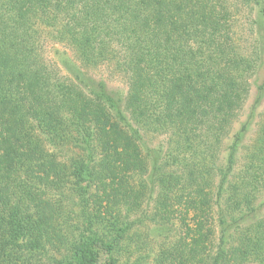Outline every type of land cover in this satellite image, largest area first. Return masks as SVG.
<instances>
[{
	"label": "trees",
	"instance_id": "1",
	"mask_svg": "<svg viewBox=\"0 0 264 264\" xmlns=\"http://www.w3.org/2000/svg\"><path fill=\"white\" fill-rule=\"evenodd\" d=\"M233 21V11L221 0H0V264H44L38 258L44 241L49 259L51 245L60 248L62 257L52 264H69L65 233L55 222L62 210L55 211L51 197L69 168L54 158L51 144L55 136L64 148L68 140L77 143L88 123L111 138L118 128L103 101L87 96L48 59L46 39L70 45L86 66H107L126 78L124 105L133 122L168 132L177 145L170 154L183 173L155 167V210L163 220L181 219L184 234L156 264H264L262 203L230 222L222 220L225 233L251 217L236 242L222 238L208 258L213 215L207 175L215 144L246 100L250 73L263 54L259 46L245 52ZM263 93L264 79L248 121L230 145L222 181L233 170L241 133ZM78 122L77 137L70 126ZM254 148L243 201L264 185V116ZM125 154L115 175L128 177L137 166V154ZM70 169L85 178L94 164L78 155ZM119 189L125 191L123 183ZM111 208L101 207L102 214Z\"/></svg>",
	"mask_w": 264,
	"mask_h": 264
},
{
	"label": "rangeland",
	"instance_id": "2",
	"mask_svg": "<svg viewBox=\"0 0 264 264\" xmlns=\"http://www.w3.org/2000/svg\"><path fill=\"white\" fill-rule=\"evenodd\" d=\"M221 1L229 5L230 12L233 11L232 31L237 32L236 36L240 37L239 44L245 48V52H251V49L259 46L263 54L256 70L250 73L246 100L228 125L219 144H215L213 168L207 175L213 215L208 258L216 253L222 238L228 240L229 244L236 242L239 232L250 222L251 217H248V221L244 219L240 222L239 229L232 225L225 233L222 228L227 223H222V220L230 222L232 216L239 217L249 206L255 207L261 203L263 207H260L258 217L264 215V185L255 184V193L247 196L249 201H243L247 194L245 185L251 172L250 156L255 149L259 124L264 116V93L252 119L249 120L247 130L241 133L231 174L222 181L221 172L227 166L230 145L242 124L250 117L258 95V84L264 79V2L257 5L253 0ZM46 40L48 59L56 64L64 76L73 79L76 86L82 88L87 96L103 101L110 121L118 123L113 138L108 136L107 131L101 133L88 123L82 127L84 139H78L77 143L75 140H68L64 148L62 141L55 136L54 144H51L52 155L58 162L67 163L69 171L78 155H83L86 163L94 164L92 175L83 178L75 175L72 170V173L68 171L64 183L59 182L51 191L55 211L58 212L60 207L62 210L61 214L56 213L55 222L65 233L68 263L156 264L158 256L171 250L184 234L181 219L163 220L155 210L159 181V170L156 173L155 167L160 165L164 172L183 173L182 164L170 154L177 149V145L170 141L171 135L168 132L147 130L133 122L124 105L128 90L126 78L107 66H86L70 45ZM105 124L102 121L100 125L106 128ZM79 125L80 122L70 126L73 136H77ZM115 135L123 136L127 140H116ZM124 153L126 156L137 154L135 158L139 160L132 172L127 174L128 177L115 175L121 169ZM111 159L114 166L109 170ZM110 172H113L112 179H109ZM122 183L125 191L119 189ZM113 187L116 192L114 190L109 193ZM235 188H238V203L232 198ZM117 192L125 193V198L117 195ZM101 207L111 209L102 214ZM47 244L44 241V250L48 247ZM58 248L51 245L52 259L47 257L44 250L41 252L43 255L38 258L44 264H52L54 260L62 257Z\"/></svg>",
	"mask_w": 264,
	"mask_h": 264
}]
</instances>
